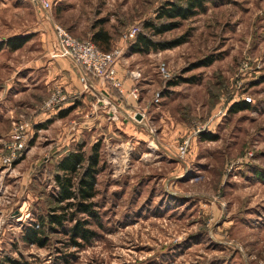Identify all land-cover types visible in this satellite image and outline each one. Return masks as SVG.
Masks as SVG:
<instances>
[{"label": "rangeland", "instance_id": "obj_1", "mask_svg": "<svg viewBox=\"0 0 264 264\" xmlns=\"http://www.w3.org/2000/svg\"><path fill=\"white\" fill-rule=\"evenodd\" d=\"M167 1L48 0L46 12L32 0H0V45L29 38L18 51H0V260L264 264V0H206L189 20L156 19ZM148 21L176 27L154 35ZM54 24L78 40L104 30L106 51L124 50L122 78L141 74L138 99L122 100L128 112L104 101L113 119L84 123L92 90L70 97L57 84ZM135 28L155 42L183 43L132 55L126 36ZM57 90L66 99L44 109ZM243 102L248 110L231 112ZM96 143L97 218L75 217L93 235L73 239L75 218L50 228L49 216L65 205L54 176L66 153L88 156ZM34 225L45 245L24 241Z\"/></svg>", "mask_w": 264, "mask_h": 264}, {"label": "trees", "instance_id": "obj_2", "mask_svg": "<svg viewBox=\"0 0 264 264\" xmlns=\"http://www.w3.org/2000/svg\"><path fill=\"white\" fill-rule=\"evenodd\" d=\"M206 0H169L164 3L157 10L158 20H181L186 21L192 17L204 12L207 8ZM176 22L154 24L153 22H145L144 29L152 31L154 35H161L163 33L169 32L176 27ZM29 41L28 37H18L9 39L0 45V51L6 46L10 51H18L22 49L26 43ZM83 41V40H81ZM90 41L95 43L97 47L104 51L110 46L111 37L104 30H98L93 33ZM129 50L132 55L135 54H150L155 51H165L172 49L182 44L183 42H177L176 44L171 43H160L155 42L147 34L139 33L136 35L134 40L129 42ZM108 53V52H107ZM210 63V62H209ZM95 84H99L92 75H90ZM127 80L131 81L130 90L133 88V80L130 76L126 75V78L121 80L124 84ZM109 92L117 96L119 99L123 100L121 95L110 86L105 85ZM130 90H127L130 92ZM250 105L246 102L235 104L231 108L232 113H238L241 111L248 110ZM72 110L68 109L61 111L59 117L65 118L70 114ZM204 140L213 141L216 139L215 136L210 134H205ZM101 160V144H94L91 153L87 156L82 149H77L76 151H70L65 154L64 157L58 162L57 174L54 176L55 185L57 187L56 201L59 204H65L61 206L63 212L60 215L51 214L49 216L50 228L54 229L53 226H59L64 228V222L70 218H75L80 214H87L90 217L97 218L96 212H94V205L91 202L97 195V178L99 163ZM74 209L73 214H68V211ZM76 224L72 228L71 233L73 239L80 238L85 241H89L93 235L90 230H87L85 226L88 224L86 220H78L75 218ZM38 226V225H37ZM24 241L31 244L45 245V240L39 237V232L36 229V225L28 228L24 235ZM22 264L16 260H11L6 258L0 260V264Z\"/></svg>", "mask_w": 264, "mask_h": 264}, {"label": "built area", "instance_id": "obj_3", "mask_svg": "<svg viewBox=\"0 0 264 264\" xmlns=\"http://www.w3.org/2000/svg\"><path fill=\"white\" fill-rule=\"evenodd\" d=\"M35 6L40 7L42 10L48 12L51 10V4L48 0H32ZM53 30L57 43V53L53 58H67L73 62V64L80 70L81 80L85 85V89L88 90L90 86H93V78L100 82L102 85H109L112 89L116 90L122 97V99H138L139 89L137 83L141 78V74L138 71H130L126 75L130 76L133 80V88L130 92H127L123 82L117 76V65L122 58L124 50L115 52H104L100 50L95 43L90 40H78L71 36L64 28L54 24ZM137 30L132 29L127 32L126 38L128 41L134 39ZM127 41V42H128ZM159 70L161 74L169 76L166 67L160 66ZM66 96L61 90H57L49 102L46 103L44 109H51L64 101ZM25 124L21 126L23 129ZM19 138V137H17Z\"/></svg>", "mask_w": 264, "mask_h": 264}, {"label": "crops", "instance_id": "obj_4", "mask_svg": "<svg viewBox=\"0 0 264 264\" xmlns=\"http://www.w3.org/2000/svg\"><path fill=\"white\" fill-rule=\"evenodd\" d=\"M53 65H55L54 68V72H56L57 75H61L62 79L60 82H57V84H60L62 88L65 89V91L67 92V94L70 95V97L72 96H76V94H83V96L86 94H89V91H91L92 93V98L89 99V96L85 97V101H88V103H90L93 107V111L92 113H90L91 120H86L84 123L85 124H94L96 125L97 121H100L103 118L111 120L113 119L110 114L105 110L106 108L104 107V105H102L101 103H103L104 101L106 103H111L113 105V111H116V107L118 108L119 111H127V107L125 109V103L121 100V102H119V98L115 95H113L112 92H109L106 90H109L108 88H105V85H102L100 82L99 84H93L92 88H89L88 90H85V88H82L81 82L80 80H78L79 75L80 74V70L73 64V62L67 58H56L54 59V61L52 62ZM119 67H121L118 63L117 65V76L120 80H123V75L124 73L120 72ZM59 69V70H58ZM133 71V70H131ZM129 71H127L128 73ZM126 73V74H127ZM109 86V85H108ZM124 86H127L126 82H124ZM130 87H126V91L130 90ZM132 90V89H131ZM130 90V91H131ZM128 92V91H127ZM95 98V104H92V101ZM108 101V102H107ZM104 102V103H105ZM98 105V106H95ZM105 110V112H104ZM121 111V112H122ZM117 112H115L116 114ZM118 118V117H117Z\"/></svg>", "mask_w": 264, "mask_h": 264}]
</instances>
